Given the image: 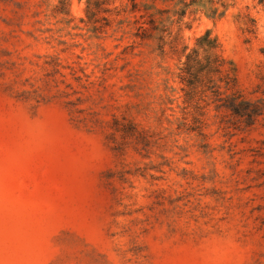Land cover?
<instances>
[{
    "label": "rangeland",
    "instance_id": "1",
    "mask_svg": "<svg viewBox=\"0 0 264 264\" xmlns=\"http://www.w3.org/2000/svg\"><path fill=\"white\" fill-rule=\"evenodd\" d=\"M88 1L0 0V264H264V0Z\"/></svg>",
    "mask_w": 264,
    "mask_h": 264
},
{
    "label": "trees",
    "instance_id": "2",
    "mask_svg": "<svg viewBox=\"0 0 264 264\" xmlns=\"http://www.w3.org/2000/svg\"><path fill=\"white\" fill-rule=\"evenodd\" d=\"M134 3L135 8V0H132ZM100 3V0H89L88 1V8L92 12L93 6H98ZM148 24L149 26H146L145 24ZM155 21L153 19H150L148 21H144L142 25L139 26V29L142 32H146L149 29H157L155 26ZM141 35V34H138ZM145 37V36H141ZM218 47L216 39L212 38L209 33H207L205 36H201L198 38V48L193 49L192 52L187 54L186 61L184 62V67L182 68V76L185 80L188 78V75L190 78H188V85L190 88H194L195 82L191 79L192 76L196 77V74H199L201 71H206V76L209 78L210 81H213L212 78L213 74H216L220 72V64L218 63V57L215 55L214 50ZM203 49L205 51L204 60L200 57V50ZM191 91H187V95L190 94ZM215 92L218 95V99L220 101H223L221 103V106H225L228 109H230L234 114L240 115V116H247L249 119H252L254 116L260 114L262 112V108L258 106L257 103L247 101L245 99H242L240 101H237L236 96H227L226 99L222 97L219 90H215Z\"/></svg>",
    "mask_w": 264,
    "mask_h": 264
}]
</instances>
